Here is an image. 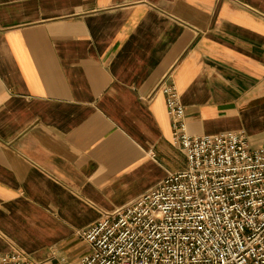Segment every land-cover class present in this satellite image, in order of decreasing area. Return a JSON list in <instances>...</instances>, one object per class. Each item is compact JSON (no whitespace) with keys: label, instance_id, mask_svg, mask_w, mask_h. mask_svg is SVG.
Listing matches in <instances>:
<instances>
[{"label":"crops","instance_id":"0c3cea01","mask_svg":"<svg viewBox=\"0 0 264 264\" xmlns=\"http://www.w3.org/2000/svg\"><path fill=\"white\" fill-rule=\"evenodd\" d=\"M190 136L264 145V0H0V255L46 264L186 167Z\"/></svg>","mask_w":264,"mask_h":264},{"label":"built area","instance_id":"2783aa9c","mask_svg":"<svg viewBox=\"0 0 264 264\" xmlns=\"http://www.w3.org/2000/svg\"><path fill=\"white\" fill-rule=\"evenodd\" d=\"M159 88L186 167L80 231L89 251L72 264H264V145L235 131L190 136L174 84ZM0 264L46 263L16 249Z\"/></svg>","mask_w":264,"mask_h":264}]
</instances>
